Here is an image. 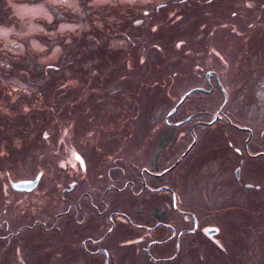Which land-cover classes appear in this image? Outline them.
<instances>
[{
	"label": "flooded vegetation",
	"instance_id": "1",
	"mask_svg": "<svg viewBox=\"0 0 264 264\" xmlns=\"http://www.w3.org/2000/svg\"><path fill=\"white\" fill-rule=\"evenodd\" d=\"M144 6L44 67L46 132L0 127V264H264V0Z\"/></svg>",
	"mask_w": 264,
	"mask_h": 264
},
{
	"label": "rangeland",
	"instance_id": "2",
	"mask_svg": "<svg viewBox=\"0 0 264 264\" xmlns=\"http://www.w3.org/2000/svg\"><path fill=\"white\" fill-rule=\"evenodd\" d=\"M149 1L157 0H0V87L7 94L30 92L24 77L6 78L12 67L10 62L23 58L26 69L32 71L36 67V71L41 72L62 57L60 48H67L94 24L100 29L105 23H124L119 20L120 15L114 12L115 9L128 14L130 9L141 12ZM97 12L99 16L92 15ZM160 20L151 22L152 28L157 27L154 33L151 32V24L144 32V36H149L150 32L153 34L152 43L155 45L169 41V38H163L165 32L159 25ZM185 38L187 41L190 39L188 35ZM127 45L123 38L108 43L109 48H128ZM1 98L0 105L12 109L3 100L10 97Z\"/></svg>",
	"mask_w": 264,
	"mask_h": 264
},
{
	"label": "trees",
	"instance_id": "3",
	"mask_svg": "<svg viewBox=\"0 0 264 264\" xmlns=\"http://www.w3.org/2000/svg\"><path fill=\"white\" fill-rule=\"evenodd\" d=\"M92 15L99 16L100 13L99 12L92 13ZM120 31H123V29H120ZM115 38L116 37L111 34V31H107V33L101 34L100 32H97L95 28L92 26L91 31L81 34V37L71 42V44H69L67 48H105L108 45V43L111 40H115ZM10 65L12 67H10V70L7 71L8 75L6 78L8 79L17 78L20 76L24 77L26 83L29 82L26 85L29 87V89L33 87V90L35 92H33L34 94L31 93V99L30 98L24 99L23 101L20 100L19 97H17L15 101L10 102L9 99L7 101L3 99V96H7V93L6 91H3V89L0 87V94H2V98L1 97L0 98L4 100L5 102L4 104L10 105V107L12 108V109H8L0 105V118L1 117L3 118L2 119L3 126H1L0 124V127H2L5 130L4 135L6 136V138L23 137V139H27L29 136H31V134H27V131L31 130L30 125L32 124V122L36 121V119L33 118L32 116L34 112H30L31 109H34V111L38 113L37 116H39V119H42V121L40 120L37 121V125H39V129L42 127L44 129L41 130L45 131L46 130L45 128H47L45 124L47 123L46 116L48 114L47 112L48 108L53 109V111L56 112L55 115L56 114L58 115L57 112H59V110L61 109V107H53V105L48 102V99L53 95V92L55 94V90L58 91L64 90V86L67 83V81L65 79H54L51 77L48 78L47 76L50 73L47 70V68H44L41 72L39 71L37 72L36 67L32 69V71L26 69V67L23 64V58L10 62ZM71 69L73 70V67H71ZM54 73H56V71H54ZM72 89L75 90V93L77 94L78 89L81 88L79 84H75V86H73ZM73 101L75 100H72V102ZM67 102L68 101H65L64 105L67 104ZM68 108L69 105H66L62 111H66ZM29 112L31 113L30 114L31 117L30 115H28ZM63 114L65 113L63 112ZM50 116L53 115L51 114ZM17 117L25 118L26 121L29 120L28 122H26L29 125L23 124L20 127H17L16 125L9 124L10 121L16 120ZM65 122H66V126H68L70 120H67ZM42 133H37L36 134L37 138L38 137L41 138ZM4 135L0 130V143L2 140L4 141ZM9 138H8L7 149L9 148V144H10ZM13 145H14V141H13Z\"/></svg>",
	"mask_w": 264,
	"mask_h": 264
},
{
	"label": "snow or ice",
	"instance_id": "4",
	"mask_svg": "<svg viewBox=\"0 0 264 264\" xmlns=\"http://www.w3.org/2000/svg\"><path fill=\"white\" fill-rule=\"evenodd\" d=\"M249 6H251V5H249ZM153 31H155V29H153ZM176 47H177V48H179V47H180V45H179V44H177V45H176ZM141 63H143V61H141ZM45 138H47V137L45 136ZM229 146H231V145H229ZM78 159H79V157H78ZM5 194H6V193H5Z\"/></svg>",
	"mask_w": 264,
	"mask_h": 264
}]
</instances>
